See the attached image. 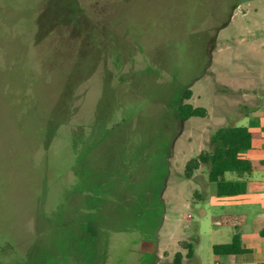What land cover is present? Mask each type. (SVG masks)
I'll return each mask as SVG.
<instances>
[{
    "label": "rangeland",
    "instance_id": "374dc122",
    "mask_svg": "<svg viewBox=\"0 0 264 264\" xmlns=\"http://www.w3.org/2000/svg\"><path fill=\"white\" fill-rule=\"evenodd\" d=\"M239 1L217 31L237 0H0V264H171L172 237L195 244L207 186L184 167L205 126L177 112L241 115L264 0Z\"/></svg>",
    "mask_w": 264,
    "mask_h": 264
},
{
    "label": "crops",
    "instance_id": "0c3cea01",
    "mask_svg": "<svg viewBox=\"0 0 264 264\" xmlns=\"http://www.w3.org/2000/svg\"><path fill=\"white\" fill-rule=\"evenodd\" d=\"M246 5L247 1L241 3V18L245 16L244 12H247L246 9H243ZM232 16L235 14L232 13ZM253 21L256 28L254 41L247 42L246 50L241 49V89H238L241 95V115L234 117L236 123L227 124V126L246 128L255 135L250 148L242 154V157L250 162L252 171L241 175V177L232 173L225 174L226 180H238L240 182V194L232 197H210L208 195L206 168L200 166L193 172L189 180L194 179L203 185L206 183L207 190L202 200L197 199L199 202L197 205L199 219L193 227L195 228L193 256L186 257V245L191 242L184 235L179 238L172 237L175 243L173 253L169 256L173 259L174 254L180 253L183 264H264V76L261 75L262 61L256 63L260 59L258 53H264V16L256 15ZM256 51L258 52L256 54L257 59L250 60L251 62L244 59L245 53ZM205 111V117H198L204 122L205 127L191 131L187 138L191 150L195 152L193 158L202 151L210 149V136L219 126H224L220 124L223 120L222 114H217L214 123L211 112L207 109ZM216 123L220 125L212 128ZM180 134H183V130ZM200 170H204L203 176L197 174ZM224 215H241L244 222L237 229L220 226L218 219ZM203 223H205L206 233L209 235V242L205 245L207 247L204 252L202 250V235L204 234L201 233V224ZM187 228L188 226H183L184 231ZM234 234L239 236L244 252L237 256H215L212 252L213 245L231 242Z\"/></svg>",
    "mask_w": 264,
    "mask_h": 264
},
{
    "label": "trees",
    "instance_id": "16d2710c",
    "mask_svg": "<svg viewBox=\"0 0 264 264\" xmlns=\"http://www.w3.org/2000/svg\"><path fill=\"white\" fill-rule=\"evenodd\" d=\"M238 2V0H237ZM230 9L229 17L217 29L225 26L234 9L239 5L240 1ZM190 91L187 89L183 99L190 98ZM182 121H186L192 117L203 118L206 111L203 108H194L190 104H182L177 112ZM255 135L246 128L237 126H224L218 128L209 138L210 149L202 151L197 157L188 161L185 165L184 178L190 179L195 170L200 166H204L207 170L208 195L210 197H232L239 195L241 192L240 182L238 180H226L225 174L232 173L241 177L252 171L251 164L242 157L247 151ZM244 222L241 215H224L218 219V224L223 227L239 228ZM186 257L193 256V244L186 245ZM212 252L217 257H225L228 255H241L244 250L241 248L240 238L234 234L231 242L226 244H215ZM171 264H183L182 256L176 253L173 256Z\"/></svg>",
    "mask_w": 264,
    "mask_h": 264
}]
</instances>
